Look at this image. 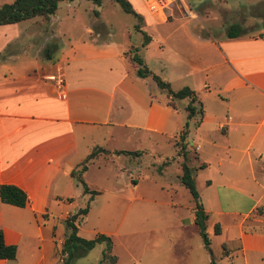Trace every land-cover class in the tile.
I'll list each match as a JSON object with an SVG mask.
<instances>
[{
    "label": "crops",
    "instance_id": "0c3cea01",
    "mask_svg": "<svg viewBox=\"0 0 264 264\" xmlns=\"http://www.w3.org/2000/svg\"><path fill=\"white\" fill-rule=\"evenodd\" d=\"M263 2L247 5L263 17L251 30L238 21V10L232 14L227 5L212 20L200 0H177L161 22L152 19L141 0V8L132 9L139 32L148 38L138 48L152 53L149 57L164 70L162 78L172 84V91L187 88L195 95L192 106H200L201 117L189 119L187 98L170 107L155 84L159 94H152L150 76H136L129 58L137 47L126 51L114 42L72 41L60 33L68 48L57 47L56 56L46 61L42 50L54 39V15L43 19L49 21L46 29L39 27L41 18L35 27L23 26L27 20L0 25V185L15 186L26 196L22 208L0 203L3 243L15 247L14 260L0 264L60 262L62 220L78 209L69 210L75 187L69 174L92 148L108 153H98L87 167L98 158L131 157L114 154L118 151L161 154L165 145L179 140L185 123L183 144L194 183L205 172L201 183L206 194H197L206 221L218 226L221 245L227 242L226 232H236L228 242L236 243L241 264H264V229H255L264 227ZM93 10L89 13L97 19ZM233 24L241 33L228 38L227 28ZM91 33L84 27L87 38ZM171 68L177 71L173 79L165 71ZM48 74L62 76L61 89L42 80ZM84 182L100 189L97 183ZM248 220L254 229H243ZM48 225L55 240L49 252L51 239L44 233ZM223 256L230 258V252L224 250Z\"/></svg>",
    "mask_w": 264,
    "mask_h": 264
},
{
    "label": "rangeland",
    "instance_id": "374dc122",
    "mask_svg": "<svg viewBox=\"0 0 264 264\" xmlns=\"http://www.w3.org/2000/svg\"><path fill=\"white\" fill-rule=\"evenodd\" d=\"M13 1L0 0V6L11 4ZM188 1L195 2L196 0ZM254 1L256 0H243V2L240 0H200V6H205L212 15V20L220 18L226 5L231 13L233 10H238V21L242 26H246V29L251 30L253 24H257L263 18L255 7L247 9V5ZM110 2V0H101L97 8V19L91 17L89 12L93 9V5L88 1L60 3L54 14L56 22L53 24L52 21V25H50L52 28L49 29L50 32L55 31L54 39L50 41L56 42L60 50L67 49L66 36L64 38L60 34L63 33L67 34L72 41L86 39V41L93 42H114L121 45L126 51L131 47H137L133 52L137 53L134 54L141 60L142 66L171 88L172 84L170 85L162 78L164 70L149 57L152 53L138 48L143 41L141 32L144 33V31L139 32L138 30L140 23L136 22L133 16L123 13L116 4ZM126 2L131 9L141 8L140 0H126ZM169 12L166 13V16ZM184 15L186 16V14ZM37 18L40 17L26 19L23 26L32 25L38 21ZM40 20L43 23L39 27L48 28L49 21L42 18ZM32 26L35 27V25ZM84 27L92 32L88 38L84 34ZM95 33L98 34L97 37L94 36ZM138 50H140L139 53ZM57 52H54L53 56H56ZM133 65L135 66L134 63ZM165 71L166 75L172 79L177 72L173 68ZM154 84L149 81L150 90L152 94H159L158 87L156 86V88V84ZM161 91L163 95L165 91ZM175 101L177 100L172 102ZM179 150V141H174L172 146L171 144L165 145L161 154L153 152L150 155H130L129 158L119 157V159L110 161L98 158L90 166L86 165L87 171L82 179L83 182L85 180L87 183H97L100 185V189H90L86 186L88 190L95 191L97 194L82 196L81 187L73 180L75 187H73L70 196L73 204L69 210L72 212L75 206L78 208L88 206V211L80 222L77 235L85 240H91L97 234L108 237L110 239V254L115 256L116 264H209L211 260L214 264H241L239 252L235 248L236 243L228 242L231 237L235 238L236 232L233 234L226 232L227 242L221 245L223 244L220 242L221 237L212 233L213 224L207 221L205 222V233L210 232V235L206 236L210 252L204 249L197 229L190 221L193 208L192 200L187 190L177 182V177L181 174L182 163L180 156L182 152ZM177 151L180 154L176 160ZM186 160L185 163L191 168L187 156ZM122 168L124 169L121 170ZM203 174L205 172H201L195 181L196 192L202 193V197L206 194L201 183ZM133 180L136 183L134 186L131 185ZM126 183L129 184L127 187L124 186ZM117 189L120 190L117 191ZM126 208L127 211H125ZM253 227L248 220L243 229ZM45 229L47 230H44V233L49 241L51 236L48 232L51 229L49 225ZM255 229L262 231L264 227ZM56 231L57 236L62 235L58 232H62L59 223L56 224ZM230 231H234V229L230 228ZM54 241L51 239L47 243L48 252L50 249H55ZM105 244L106 242L96 244L85 255L68 264H98L101 254L105 250ZM224 250L230 252V258L222 257Z\"/></svg>",
    "mask_w": 264,
    "mask_h": 264
},
{
    "label": "trees",
    "instance_id": "16d2710c",
    "mask_svg": "<svg viewBox=\"0 0 264 264\" xmlns=\"http://www.w3.org/2000/svg\"><path fill=\"white\" fill-rule=\"evenodd\" d=\"M71 2L73 0H14L11 4H6L0 6V25H7V24H15L20 21H24L29 18L33 17H40L42 19L47 20L50 16L54 15L57 5L61 2ZM89 1L94 10L92 11V16L94 18L97 17V8L100 5L101 0H86ZM114 4H116L120 10L125 13L129 14L135 18H138L137 15L133 12L130 5L126 2V0H111ZM264 23V20H263ZM241 30L240 26L237 24L230 25L227 28V37L233 38L240 35ZM143 35L142 46H144L148 38L147 36L141 32ZM56 42L49 41L45 44L42 50V59L46 61H51L53 59V53L57 50ZM130 62L135 64L136 66V76L138 77H146L150 76L152 81L156 84V86L160 89L165 91L166 96L168 97L167 105L173 107V100H181L187 98L189 100L188 104L185 107V111L187 113V118L193 117L195 114L198 117H201L200 106L196 108L192 106V104L196 101L195 95L192 91L188 90L187 88H181L177 91H171L168 84L164 81H161L155 75L150 74L143 66L141 60L134 54L129 58ZM199 105V104H198ZM186 136V123L184 124L182 130L179 133V143H180V154L177 151V155L182 157L181 163V174L177 177V182L187 190L192 203V214H193V224L197 229L198 235L201 238L202 245L204 249L208 252L209 250V243L205 233V221L206 215L204 214L201 204L198 199V194L195 189L194 183V170L191 169L185 163L186 154L184 147V140ZM98 153H108L101 148H92L90 153L80 162L76 168L71 170L70 178L74 180L80 187H81V195H89L93 196L96 195L97 192L90 191L84 184L82 180V173L86 169V165L88 162L95 157ZM114 154H125V155H139V152H114ZM91 199V197H89ZM0 203L10 205L17 208L24 207L26 203V196L25 194L17 187L12 185H0ZM88 211V206L86 205L84 208H78L75 213L68 215L64 220H62L63 224V243L61 252V259L59 264H68L69 262L73 261L74 259L85 255V253L91 250L96 244L106 242L105 250L102 252L101 257L98 261V264H116L115 256L110 254V239L104 235L97 234L91 240H85L80 238L77 235V228L80 225L82 218L86 215ZM212 233L214 235L219 234V228L215 224L212 227ZM15 256V247L14 246H7L3 243L2 234L0 232V260L4 261H12L14 260ZM209 264H214L211 260Z\"/></svg>",
    "mask_w": 264,
    "mask_h": 264
},
{
    "label": "built area",
    "instance_id": "2783aa9c",
    "mask_svg": "<svg viewBox=\"0 0 264 264\" xmlns=\"http://www.w3.org/2000/svg\"><path fill=\"white\" fill-rule=\"evenodd\" d=\"M177 0H141L143 7L155 22H161L166 19V13L170 11ZM42 80L53 83L58 89L63 86L61 75L48 74L42 76Z\"/></svg>",
    "mask_w": 264,
    "mask_h": 264
}]
</instances>
